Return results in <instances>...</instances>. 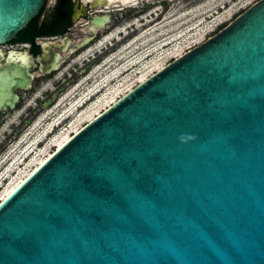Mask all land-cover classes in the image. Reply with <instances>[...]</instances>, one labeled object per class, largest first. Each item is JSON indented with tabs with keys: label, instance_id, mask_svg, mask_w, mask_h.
<instances>
[{
	"label": "water",
	"instance_id": "water-1",
	"mask_svg": "<svg viewBox=\"0 0 264 264\" xmlns=\"http://www.w3.org/2000/svg\"><path fill=\"white\" fill-rule=\"evenodd\" d=\"M43 4L0 0V43ZM29 68L0 67V109ZM0 264H264V0L127 90L2 199Z\"/></svg>",
	"mask_w": 264,
	"mask_h": 264
},
{
	"label": "rangeland",
	"instance_id": "rangeland-1",
	"mask_svg": "<svg viewBox=\"0 0 264 264\" xmlns=\"http://www.w3.org/2000/svg\"><path fill=\"white\" fill-rule=\"evenodd\" d=\"M173 1L176 2L177 0ZM178 1L184 4V0ZM224 1L225 0H212L210 4L204 8L217 6V4L224 3ZM249 1L252 0H237L230 5L228 10L218 15L215 20H206L201 24L200 21H203L205 18L197 20L199 16L197 18L196 15L204 9L202 6H195V10L192 13L186 11V13H181L177 18L174 16L175 18L173 17L172 19H164L165 21L163 20L159 25L155 26L157 29L154 27L155 29L152 33H147V31H145L140 37L136 36L128 40H110V44H106L105 48L98 52L96 48L103 41V39H101L73 56L71 62L72 70H82V73L77 75L78 79L76 80V83L78 84V82H80L82 86L76 89L75 86L77 84L73 82L72 84H76L71 87L73 91L76 90L80 92L86 89V92H90L92 89L100 87L101 84H108V86L102 92L103 94H96L73 115L64 117L65 119L59 118L61 114H64L65 110L55 109L54 113L57 111L60 113L56 115V118H54L55 115L50 119L49 117L45 118L42 122V127L41 125L38 126V123L49 111H53L52 105H54V103L48 105L52 106L49 109H47L48 106L44 108L40 107L38 111L36 110L33 113V108L39 106L33 102L34 98H31L26 103L20 104L18 111L14 112L6 119H0V200L2 199L1 193L5 188L13 185V183H18L23 177L28 176L38 167V163H40L43 157L44 159L49 157L50 153L57 149L55 145L57 140L66 135L71 136L75 132L71 133L72 125L79 128L82 127L89 120L93 119L98 112H102L113 103L114 100L111 98L117 91L122 89L124 90V94L131 87L145 80L171 60L205 41L209 35L208 33L214 31L210 30L214 27V24L219 23V21L226 17L229 19L232 13L244 7L243 5H246ZM179 3H174L173 7L165 16H168L169 13L177 14V12H179L177 8ZM183 10L184 8L180 9V11ZM197 24H199V27L193 29ZM191 28L193 30H191ZM89 48L91 49L89 50ZM94 56L96 57L95 61L89 62ZM87 57L88 60H86ZM110 58H112L111 61L103 67H99ZM133 63L134 66H132ZM120 71L123 74L119 78L114 79L116 75L121 73ZM88 76L91 77L86 79ZM61 96L64 97V94ZM82 96H85V94H79V97L72 101L73 106H78L79 103L77 102ZM68 100H71V97L66 98L65 102ZM27 111H29V113L25 114ZM54 113H51L50 117ZM65 115H67V113ZM57 118L59 119L56 120ZM55 122L56 125L60 124L48 134V130L53 127ZM27 138H29L30 141L24 143V140ZM39 140L43 141L36 145H32L30 148L34 149L33 147H35V149L27 160H24V155L20 151L25 150L31 145L30 143L38 142ZM21 142H23L22 148L18 146ZM13 149L16 151L11 153ZM8 156L13 158L3 166L2 162ZM2 176L6 177V179L2 180Z\"/></svg>",
	"mask_w": 264,
	"mask_h": 264
},
{
	"label": "flooded vegetation",
	"instance_id": "flooded-vegetation-1",
	"mask_svg": "<svg viewBox=\"0 0 264 264\" xmlns=\"http://www.w3.org/2000/svg\"><path fill=\"white\" fill-rule=\"evenodd\" d=\"M209 1L211 2V0H184L182 4L178 0L176 2L173 0H44L39 14L20 30L16 37L0 43V67H3L8 60L28 63L33 75L27 87H17L12 90L18 96L15 106L2 107L0 119H6L18 111L19 105L31 98H34L33 102L39 105L33 108V113L40 107L44 108L46 101L49 105L54 103L53 107L58 104L73 89L72 85L77 84V75L82 73L81 69L72 70V57L96 41L108 35L115 36L112 40L140 37L145 31L150 33L149 29L159 25L164 19H172L174 16L177 18L186 11L192 13L195 6H202L204 9L196 15L197 18L199 16L197 20L202 18L215 20L237 0H225L217 6L204 8L210 4ZM254 1L256 0L237 9L228 20L208 33L207 38L218 32ZM174 3H179L177 6L179 12L165 16ZM182 8L184 10L180 11ZM80 44L82 45L79 46ZM54 57L57 59L56 68L44 71L53 62ZM95 59L94 56L89 62ZM73 82L76 84H72ZM62 94L64 97L61 96ZM27 113L29 111L25 112ZM51 113L54 111H49L46 116L50 118ZM59 113L57 111L51 117Z\"/></svg>",
	"mask_w": 264,
	"mask_h": 264
},
{
	"label": "bare ground",
	"instance_id": "bare-ground-1",
	"mask_svg": "<svg viewBox=\"0 0 264 264\" xmlns=\"http://www.w3.org/2000/svg\"><path fill=\"white\" fill-rule=\"evenodd\" d=\"M212 1V0H211ZM251 1H249L248 3H250ZM209 3H210V1H209ZM247 4V3H246ZM243 6H245V5H243ZM201 7V6H200ZM233 14V13H232ZM228 19V17H226V18H224V19H222L221 21H219V23H216V24H214V27L213 28H211L210 30H214L215 29V27L216 26H218V24H220V23H222V22H224V21H226ZM206 20L204 19L203 21H200V24L202 23V22H205ZM199 27V24H197V25H195L194 27H193V29H197ZM156 28V27H155ZM155 28H153V27H151L149 30H150V33H152L153 31H154V29ZM157 29V28H156ZM192 28H191V30H193ZM113 37H115L114 35H108V36H106V38H104L103 39V41L99 44V46L96 48L97 49V51L99 52L100 50H102L103 48H105V46H106V44H110V40H112V38ZM92 56V55H91ZM86 60H88V57L86 58ZM112 60V58H110V59H107L104 63H102V65H100L99 67L101 68V67H103L105 64H107L109 61H111ZM132 66H134V63H133V65ZM121 72V71H120ZM123 73L121 72V73H119L118 75H116L115 77H114V79H117V78H119L121 75H122ZM91 76H88L86 79H89ZM97 81V80H96ZM142 82V81H141ZM80 86H82V84L81 83H78L75 87H76V89L77 88H79ZM108 86V84H101V86L100 87H98V88H96V89H92L90 92H86V89L85 90H83V91H80V92H77L76 90L75 91H70L67 95H66V97H65V99L66 98H68V97H71V100H68V101H66L65 102V99H62L58 104H56L53 108H52V110L54 111L55 109H59V110H65L64 111V114H61V116L60 115H58V116H60L59 118H64V117H66V116H71V115H73L75 112H77L78 111V109L80 108V107H83L86 103H88V101H89V99L90 98H93L96 94H99V93H101V94H103L102 92L104 91V89L106 88ZM123 91L124 90H119V91H117L116 92V94H114V95H112V100H114L113 102H115L117 99H118V97H120L122 94H123ZM75 93V94H73V93ZM79 94H85V96H82L81 97V99L80 100H78V102L77 103H79L78 104V106L76 107V106H73V104H72V101H74L77 97H79ZM86 96H88V97H86ZM111 97V96H110ZM65 102V103H64ZM84 103V104H83ZM49 107V106H48ZM67 113V115H65ZM99 114V112L97 113V115ZM65 115V116H64ZM45 118H47V116H45V117H43L41 120H40V122L38 123V126H40L41 125V127L43 126V121L45 120ZM50 118H52V117H50ZM49 118V119H50ZM54 118H56V115H55V117ZM59 118H57L56 120H58ZM65 119V118H64ZM55 120V119H54ZM58 122H60V121H58ZM57 122V123H58ZM61 123V122H60ZM59 123V124H60ZM56 126H58V125H56V122L54 123V125H53V127H51V129L50 130H48V134L49 133H51V130L53 129V128H56ZM40 127V128H41ZM79 129V127H77V126H75V125H72V130H71V133L72 132H76L77 130ZM47 134V133H46ZM28 137V136H27ZM70 136L69 135H66L65 137H63V138H61V139H59V140H57L56 141V146H57V148L58 147H60L68 138H69ZM25 142L24 143H28L29 141H30V139L29 138H27L26 140H24ZM43 140H39L38 142H32V143H30L29 145L30 146H28L25 150H23V151H20V152H22V154L24 155V160H27V158L30 156V154L33 152V150L35 149V147H33L34 149H31L30 147H32V145H36L37 143H40V142H42ZM18 146H20L21 148L23 147V142H21ZM14 151H16L15 149H13L12 151H11V153L12 152H14ZM15 157V156H14ZM13 157H7L3 162H2V164H3V166L9 161V160H11ZM47 158H45L44 159V157H43V159H41V161H40V163H38V166L41 164V163H43L45 160H46ZM5 176V175H4ZM4 176H2L1 177V179L2 180H5L6 179V177H4ZM27 177V176H26ZM26 177H23L18 183H16V184H14L13 183V185H10V186H8L7 188H5L3 191H2V193H1V195H2V199H4L7 195H9V193L11 192V191H13L14 189H15V187H17L19 184H20V182H22ZM2 186V185H1ZM1 199V200H2ZM0 200V201H1Z\"/></svg>",
	"mask_w": 264,
	"mask_h": 264
},
{
	"label": "clouds",
	"instance_id": "clouds-1",
	"mask_svg": "<svg viewBox=\"0 0 264 264\" xmlns=\"http://www.w3.org/2000/svg\"><path fill=\"white\" fill-rule=\"evenodd\" d=\"M56 127H57V126H56ZM52 130H54V128H53Z\"/></svg>",
	"mask_w": 264,
	"mask_h": 264
}]
</instances>
